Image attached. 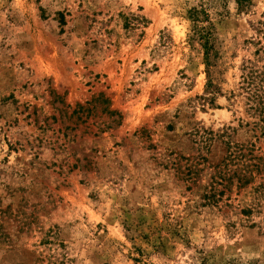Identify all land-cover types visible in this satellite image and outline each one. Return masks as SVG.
<instances>
[{"label": "rangeland", "instance_id": "obj_1", "mask_svg": "<svg viewBox=\"0 0 264 264\" xmlns=\"http://www.w3.org/2000/svg\"><path fill=\"white\" fill-rule=\"evenodd\" d=\"M0 264H264V0H0Z\"/></svg>", "mask_w": 264, "mask_h": 264}, {"label": "trees", "instance_id": "obj_2", "mask_svg": "<svg viewBox=\"0 0 264 264\" xmlns=\"http://www.w3.org/2000/svg\"><path fill=\"white\" fill-rule=\"evenodd\" d=\"M239 4V6H243V4L248 3L250 0H236Z\"/></svg>", "mask_w": 264, "mask_h": 264}]
</instances>
